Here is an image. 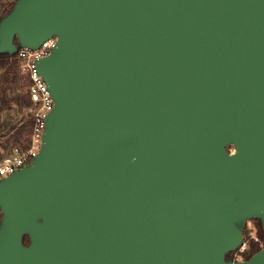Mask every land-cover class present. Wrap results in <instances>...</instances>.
Returning <instances> with one entry per match:
<instances>
[{"label":"water","instance_id":"1","mask_svg":"<svg viewBox=\"0 0 264 264\" xmlns=\"http://www.w3.org/2000/svg\"><path fill=\"white\" fill-rule=\"evenodd\" d=\"M53 36L0 264H264L227 259L264 229V0H17L0 54Z\"/></svg>","mask_w":264,"mask_h":264},{"label":"built area","instance_id":"2","mask_svg":"<svg viewBox=\"0 0 264 264\" xmlns=\"http://www.w3.org/2000/svg\"><path fill=\"white\" fill-rule=\"evenodd\" d=\"M57 42L58 38L53 36L36 49L21 48L16 53L22 74L28 80L27 93L30 99L28 119L32 120V127L30 133L23 138L25 146L18 145L14 147L11 153L0 161V180L30 165L40 153L46 119L54 110L55 102L48 84L39 71L38 61L49 56L56 47ZM250 224L251 222L247 223V225ZM250 239L259 241L258 235H253ZM246 245L244 243L238 250L243 252ZM234 260H240V258Z\"/></svg>","mask_w":264,"mask_h":264},{"label":"rangeland","instance_id":"3","mask_svg":"<svg viewBox=\"0 0 264 264\" xmlns=\"http://www.w3.org/2000/svg\"><path fill=\"white\" fill-rule=\"evenodd\" d=\"M4 2L11 4L13 1L4 0ZM18 65L20 66V63ZM19 66L16 76L6 78L5 81L3 80L4 70L0 69V152L3 157L9 155L12 149L19 145V142L14 140L13 134L18 128L25 126L28 119L29 103L26 98V82ZM2 215L0 209V221ZM256 220L248 221L251 224L247 225L244 231L246 249L243 252L235 251L233 259L245 260L242 253L247 251L250 238L253 235L257 236Z\"/></svg>","mask_w":264,"mask_h":264},{"label":"trees","instance_id":"4","mask_svg":"<svg viewBox=\"0 0 264 264\" xmlns=\"http://www.w3.org/2000/svg\"><path fill=\"white\" fill-rule=\"evenodd\" d=\"M8 1H13L11 4L4 2V0H0V20L6 16L15 6V3L17 0H8ZM18 60L16 58V55L10 56L8 54H0V69L4 70L3 74V80L5 81L6 78L9 79L11 76H16L18 73L17 70L18 68ZM20 67V66H19ZM21 69V68H20ZM23 75V74H22ZM24 76V75H23ZM25 82H26V98L29 103L30 107V99L27 93V88H28V80L24 76ZM18 100V98H16ZM32 127V120L27 119V122L25 126H21L16 130V132L13 134L14 140L19 142V145H24L25 143L23 142V138L25 135L29 134L31 131ZM3 155L0 152V161L3 159ZM257 235L259 237V241H255L254 239H250L249 244H248V249L246 252L242 253V255L245 256V260L250 259L254 254L259 252L264 248V229L262 226L261 220L257 219ZM25 244H29V239L28 237L25 238ZM234 252L230 253L227 255V259H233Z\"/></svg>","mask_w":264,"mask_h":264}]
</instances>
